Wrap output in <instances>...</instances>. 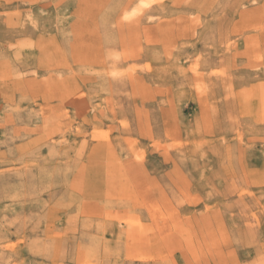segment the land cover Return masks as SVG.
Returning <instances> with one entry per match:
<instances>
[{
    "label": "rangeland",
    "instance_id": "1",
    "mask_svg": "<svg viewBox=\"0 0 264 264\" xmlns=\"http://www.w3.org/2000/svg\"><path fill=\"white\" fill-rule=\"evenodd\" d=\"M0 264H264V0H0Z\"/></svg>",
    "mask_w": 264,
    "mask_h": 264
}]
</instances>
